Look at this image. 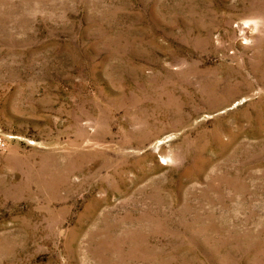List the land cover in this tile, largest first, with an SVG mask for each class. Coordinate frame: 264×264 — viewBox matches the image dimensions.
<instances>
[{
	"label": "rangeland",
	"instance_id": "obj_1",
	"mask_svg": "<svg viewBox=\"0 0 264 264\" xmlns=\"http://www.w3.org/2000/svg\"><path fill=\"white\" fill-rule=\"evenodd\" d=\"M0 264H264V0H0Z\"/></svg>",
	"mask_w": 264,
	"mask_h": 264
}]
</instances>
